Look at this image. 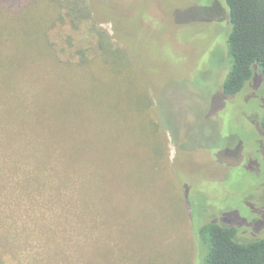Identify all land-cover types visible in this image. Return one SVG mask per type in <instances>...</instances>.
Instances as JSON below:
<instances>
[{
    "label": "rangeland",
    "instance_id": "rangeland-1",
    "mask_svg": "<svg viewBox=\"0 0 264 264\" xmlns=\"http://www.w3.org/2000/svg\"><path fill=\"white\" fill-rule=\"evenodd\" d=\"M29 1L22 2L30 7L26 23L0 20V251L7 262L105 264L97 262L94 254L116 251L120 238L124 245L123 237L137 236L138 264H190L193 259L196 264L199 245L192 224L200 220L235 226L250 240L264 238V131L260 124L264 87L257 77L237 95L223 92L231 67L226 0H53L56 9L51 13L57 18L82 2L90 11L88 25L105 30L116 47L128 49L152 102L145 122L155 121L166 135L168 162L156 160L133 118L132 130L137 133H132L133 145L122 117L109 118L124 121L118 122L119 140L102 132L110 126L102 118L112 99L101 94H109L119 84L109 87L100 75L94 79L95 86L101 87L93 101L83 90L79 99L73 98L79 104L75 110L62 112L71 92L65 73L72 70L51 54L49 42L55 41L54 35L44 33L49 21L39 19ZM45 3L38 6L40 15L51 10ZM2 4L7 2L1 0ZM33 23L39 27L38 35L29 33ZM24 39L37 41L47 60L44 56L29 64L21 49ZM84 83L91 88L90 79ZM72 89L78 91V83L73 82ZM18 105H25V112H14L7 120L6 110ZM51 107L56 127L61 135L65 132L67 141L81 140L87 151L96 146L99 156L105 149L122 152L135 180L132 190L124 184L125 191L115 194L121 191L119 202L133 195L135 204L117 205L105 199L107 204L97 205L98 209L90 203L86 207L84 201L95 193L88 190L89 185L83 186L86 175L66 168L59 158L39 169L40 161L26 156H34L28 144L37 133L48 135L56 128L46 131L40 126L43 110L49 112ZM90 116L98 118L94 124L99 131L88 126ZM49 118L47 124L53 120ZM180 197L181 208L177 206ZM117 207L121 217L106 224L107 211Z\"/></svg>",
    "mask_w": 264,
    "mask_h": 264
},
{
    "label": "trees",
    "instance_id": "trees-1",
    "mask_svg": "<svg viewBox=\"0 0 264 264\" xmlns=\"http://www.w3.org/2000/svg\"><path fill=\"white\" fill-rule=\"evenodd\" d=\"M3 1L7 4L0 5V20H4L6 23H9L10 20L12 22L19 21L20 24L30 20L26 14L30 11V7L26 8L27 6L22 3L23 0ZM30 2H32L30 5H35L37 9L43 2H46L45 4L51 8L48 15H40L37 9H34L33 12L35 15L37 14L39 19L49 21L50 25L45 27L44 33L47 36L54 35L52 38L55 41L49 42L51 54L57 56L58 63L72 70L70 73H65V76L68 75L70 80L69 91L71 92L69 98L66 99L62 112L65 113L71 108L75 110L79 104L73 98L77 96L79 99L83 90H88L89 98L92 97L91 101H93L101 87L97 88L95 86L94 79L100 75L103 82L105 81L109 87H112L113 84H119L118 87H112L107 91L109 94H101L105 97L110 96L112 99L109 112L102 118L103 121L101 120L105 124L109 122L110 126L106 125L107 132H102L105 135H113L115 139L119 140L117 132L121 127L118 122L126 121V128L130 130V134L128 133L130 144H134L131 141L132 137L134 138L133 134L137 136V133H139L143 138L149 140L148 146L156 156V160L168 162L166 135L155 121L150 119L147 123L145 122L146 114H151L152 102L147 93L146 84L141 80L139 81L135 71L136 62L130 56L128 49L116 47L111 36L105 30L95 29L88 25L87 20H89L90 11L84 7L82 2L79 3L82 6L76 9L67 8L65 15L61 18H57L56 15L51 13L56 9L53 0H31L28 4ZM226 3L229 7L231 23V31L227 40L231 67L223 83V92L227 96H234L242 92L251 80H257V77L262 87H264V0H226ZM31 25L33 30L29 33L38 35V25L36 23ZM91 37H93L92 40H90ZM7 38L12 43H19V39ZM24 41L27 42L24 43ZM34 43L37 44L36 47ZM21 49L24 58L30 61L29 64L34 63L36 58L44 59L45 55L41 52L40 44L37 41L24 39L21 42ZM45 58L47 60L46 56ZM19 65L26 64L20 63ZM89 79L92 82L90 84L91 88L84 83ZM117 79L120 81L118 82ZM73 82L78 83V91L73 92ZM103 90L102 92H104ZM74 102L76 105H72ZM25 109V105L7 109L5 113L8 116L5 118L9 120L14 112L16 115L17 113L23 114ZM51 109L49 112L46 109L43 110L40 121L41 128L44 127L46 131H50L48 127H56L55 115L52 113V107ZM113 116L116 118L122 117L124 121L116 122L109 119ZM49 117L53 120L49 122L50 124H47L50 121ZM130 118H133L136 123L137 133L132 130L134 123L131 124ZM260 119L261 128L264 131V113ZM88 121L89 127L95 126L98 129L99 126L94 124L98 121L96 116H90ZM142 130L148 132L147 137L143 135L144 131ZM59 131L56 127L48 135L37 133L35 138L29 141L28 148L34 156H31L30 153H26V156L34 157L35 160H38V163L40 161L41 164L36 166L37 168L41 169V165L45 166L46 164L51 166L55 164L53 163L54 160L59 158L62 159L60 162L66 168L70 169L72 167L86 175L87 183L82 181L83 186L87 187L89 185L88 190L95 191L94 196H91V200L84 201L86 207H88V203L93 207L99 204H107L105 199L117 205H123L125 201L135 204L133 195L125 198V201L119 202V194L122 190L125 191L124 184L128 186V190H132V182L135 180V172L130 168L122 152L112 153L107 152L105 149V154L99 156L94 151L96 146L87 151L82 148L81 140L67 141L65 132L62 131L63 134L61 135ZM98 131L97 141H99L98 138L101 135ZM111 147L114 149L113 144ZM56 151L60 154H57ZM116 190L117 192L118 190L121 191L119 194H115ZM150 198L154 199L151 195ZM180 202L181 197L177 201L179 208H181ZM120 213V208H111L107 211L108 215L104 216L105 223L110 225L111 220L117 221ZM192 225L199 245V257L196 264H264V238L250 240L249 237L246 238L240 235L241 229L228 224H221L217 220H200L195 221ZM183 231H185V228ZM123 238H126V243L123 245L122 238H120L116 251L111 249L99 252L100 255L94 254L97 262L119 264L120 260L125 259L124 264H138L141 260V251L136 246L138 245V237L136 236V239L133 237L129 239L127 236ZM120 242H122V245H120ZM95 263L89 262V264ZM0 264H9L1 251ZM190 264H194V259Z\"/></svg>",
    "mask_w": 264,
    "mask_h": 264
}]
</instances>
